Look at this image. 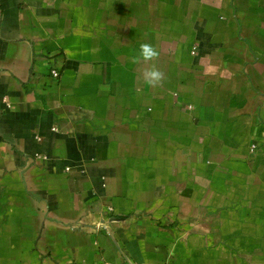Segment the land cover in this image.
Returning <instances> with one entry per match:
<instances>
[{
    "label": "crops",
    "instance_id": "0c3cea01",
    "mask_svg": "<svg viewBox=\"0 0 264 264\" xmlns=\"http://www.w3.org/2000/svg\"><path fill=\"white\" fill-rule=\"evenodd\" d=\"M122 254L264 264V0H0V264Z\"/></svg>",
    "mask_w": 264,
    "mask_h": 264
},
{
    "label": "clouds",
    "instance_id": "9594fccd",
    "mask_svg": "<svg viewBox=\"0 0 264 264\" xmlns=\"http://www.w3.org/2000/svg\"><path fill=\"white\" fill-rule=\"evenodd\" d=\"M159 51L151 43L142 42L139 45L138 55L131 58L133 64H138L141 61L148 63L159 58ZM144 81L150 86H158L164 79V73L155 64H151L150 67L144 69L143 73Z\"/></svg>",
    "mask_w": 264,
    "mask_h": 264
},
{
    "label": "built area",
    "instance_id": "2783aa9c",
    "mask_svg": "<svg viewBox=\"0 0 264 264\" xmlns=\"http://www.w3.org/2000/svg\"><path fill=\"white\" fill-rule=\"evenodd\" d=\"M49 76H50L52 79L56 80V79L59 78L60 73H59V71H58L57 69H51V70L49 71ZM254 149H255V146L252 145V146H251V150L253 151ZM96 264H108V263L100 262V263H96ZM120 264H132V263L129 261V259H128L127 257H125V255L122 254V262H121Z\"/></svg>",
    "mask_w": 264,
    "mask_h": 264
}]
</instances>
